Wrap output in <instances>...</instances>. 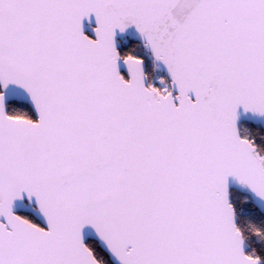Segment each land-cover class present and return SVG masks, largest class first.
Instances as JSON below:
<instances>
[{
  "label": "snow or ice",
  "instance_id": "1",
  "mask_svg": "<svg viewBox=\"0 0 264 264\" xmlns=\"http://www.w3.org/2000/svg\"><path fill=\"white\" fill-rule=\"evenodd\" d=\"M0 264H264V0H0Z\"/></svg>",
  "mask_w": 264,
  "mask_h": 264
},
{
  "label": "water",
  "instance_id": "2",
  "mask_svg": "<svg viewBox=\"0 0 264 264\" xmlns=\"http://www.w3.org/2000/svg\"><path fill=\"white\" fill-rule=\"evenodd\" d=\"M86 31H88L89 34H91V26L86 27ZM133 36H134V33L130 31V32H129L128 34H126L125 36L120 37V39L126 41L127 39H130V38H132Z\"/></svg>",
  "mask_w": 264,
  "mask_h": 264
},
{
  "label": "trees",
  "instance_id": "3",
  "mask_svg": "<svg viewBox=\"0 0 264 264\" xmlns=\"http://www.w3.org/2000/svg\"><path fill=\"white\" fill-rule=\"evenodd\" d=\"M253 219H254L256 222H258V223L260 222V217H259V215L253 217Z\"/></svg>",
  "mask_w": 264,
  "mask_h": 264
},
{
  "label": "rangeland",
  "instance_id": "4",
  "mask_svg": "<svg viewBox=\"0 0 264 264\" xmlns=\"http://www.w3.org/2000/svg\"><path fill=\"white\" fill-rule=\"evenodd\" d=\"M128 40V39H127Z\"/></svg>",
  "mask_w": 264,
  "mask_h": 264
}]
</instances>
